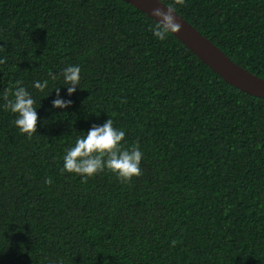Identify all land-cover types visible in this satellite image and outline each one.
<instances>
[{
  "label": "trees",
  "instance_id": "obj_1",
  "mask_svg": "<svg viewBox=\"0 0 264 264\" xmlns=\"http://www.w3.org/2000/svg\"><path fill=\"white\" fill-rule=\"evenodd\" d=\"M176 13L264 79V0ZM153 24L122 0H0V95L20 81L38 114L29 138L0 100V264H264V99ZM69 65L81 68L70 96ZM56 88L69 107H52ZM108 118L140 145L142 174L61 173L66 149Z\"/></svg>",
  "mask_w": 264,
  "mask_h": 264
},
{
  "label": "clouds",
  "instance_id": "obj_2",
  "mask_svg": "<svg viewBox=\"0 0 264 264\" xmlns=\"http://www.w3.org/2000/svg\"><path fill=\"white\" fill-rule=\"evenodd\" d=\"M158 5H162L160 0H156ZM184 0H173L168 5L157 6L151 9V16L154 24L151 28L153 36L160 41H164L170 33L178 32L181 28L175 15L176 5H183ZM6 62V58L0 59V64ZM81 68L78 65L65 67L60 76L67 87V94L70 96L80 84ZM53 80L58 77L49 73ZM47 79L36 81L33 88L43 92L48 86ZM56 99L52 101L53 108L65 109L72 103L71 100L60 98V89L56 88ZM3 101L2 107L5 111L15 114L14 126L19 133L31 137L37 131L38 114L36 111V101L31 93L17 81L14 89H6L0 95ZM125 132L113 126V120L108 118L102 125L93 124L86 135L78 136L74 146L66 149L63 157V167L61 173H70L82 177L81 182L87 180L97 173L107 170L113 174L120 182H130L133 177H139L142 172L140 163L143 153L138 143L131 147H125L122 141ZM46 185L52 184L51 177L45 179ZM177 241L171 242L175 246Z\"/></svg>",
  "mask_w": 264,
  "mask_h": 264
},
{
  "label": "water",
  "instance_id": "obj_3",
  "mask_svg": "<svg viewBox=\"0 0 264 264\" xmlns=\"http://www.w3.org/2000/svg\"><path fill=\"white\" fill-rule=\"evenodd\" d=\"M135 9L151 16V9L158 5L156 0H122ZM181 28L171 33L179 42L189 49L203 64L209 67L224 82L248 95L264 99V79L248 72L240 65L234 63L217 46L204 37L191 24L175 13Z\"/></svg>",
  "mask_w": 264,
  "mask_h": 264
}]
</instances>
